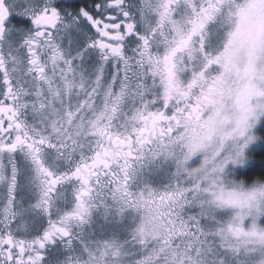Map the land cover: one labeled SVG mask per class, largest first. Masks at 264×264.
<instances>
[{
    "label": "snow or ice",
    "instance_id": "obj_1",
    "mask_svg": "<svg viewBox=\"0 0 264 264\" xmlns=\"http://www.w3.org/2000/svg\"><path fill=\"white\" fill-rule=\"evenodd\" d=\"M0 264H264V0H0Z\"/></svg>",
    "mask_w": 264,
    "mask_h": 264
},
{
    "label": "trees",
    "instance_id": "obj_2",
    "mask_svg": "<svg viewBox=\"0 0 264 264\" xmlns=\"http://www.w3.org/2000/svg\"><path fill=\"white\" fill-rule=\"evenodd\" d=\"M257 163H259V160H258V158H257Z\"/></svg>",
    "mask_w": 264,
    "mask_h": 264
}]
</instances>
